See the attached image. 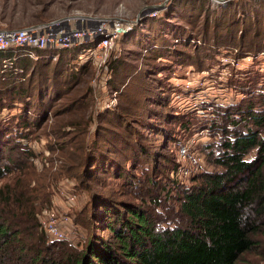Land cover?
Returning <instances> with one entry per match:
<instances>
[{"label":"trees","instance_id":"obj_1","mask_svg":"<svg viewBox=\"0 0 264 264\" xmlns=\"http://www.w3.org/2000/svg\"><path fill=\"white\" fill-rule=\"evenodd\" d=\"M215 19L216 24L209 28L215 45L233 46L230 40L236 36L227 37L224 31L233 24ZM208 20L204 18L205 23ZM160 39L155 46L161 45L165 51L155 58L177 59L174 41L162 34ZM257 42L251 46L254 50L264 43ZM94 46L95 43H90L38 50V60L19 56L14 67L22 69V74L14 69L4 71L3 60L13 53L0 52V264H238L245 253L262 243L258 235H262L264 227V91L255 90L264 76L261 73L246 75L243 81L231 79L233 86L229 92L221 93L225 103L212 112L220 139L209 153L218 168L199 172L190 184L170 175L169 181L162 184L154 177L159 152L154 146L147 150L143 147L142 138L145 140L148 135L139 128L165 133L172 129L173 123L183 125L176 109L182 104L185 107L189 99H182L179 92L174 103L166 105L176 109L173 112L165 109L164 100L169 101L171 88L177 91L175 82L170 81L172 76H167L168 82L158 77L154 82L157 85L146 86V70L132 71L130 75L122 61L111 58L103 66L110 76L109 85L120 95L132 87H140L145 95L131 96L126 106L114 103L117 106L114 110L99 114L96 127L84 140L76 139L74 152L66 153L64 158L61 169L71 173L79 169L73 174L76 179L73 188L92 193L77 216L89 237L79 245L49 236L42 229L39 211L50 201L51 194L37 193L39 176L31 160L37 154L28 141L43 116L34 115L47 107L44 99L51 91H55L54 97L65 95L69 111L93 104L94 90L77 89L80 82L77 79L90 71L87 62L92 60L89 50ZM236 47L250 48L241 44ZM147 51L154 54L155 50ZM214 59L206 68L213 67ZM155 67L164 69L159 64ZM120 69L124 78L111 74ZM249 83L252 87L246 86ZM238 87L242 88L243 100L232 104L230 96ZM32 98L35 102H28ZM15 100L21 102L22 112L17 115L8 111ZM147 101L160 108L147 106ZM154 110L160 115H151ZM73 124L70 121L68 125ZM176 169H171L174 176ZM106 174L122 178L127 193L141 203L100 192V179ZM173 200L177 205L170 207L167 202ZM88 207L91 214L82 215ZM104 229L110 231L113 239L99 233Z\"/></svg>","mask_w":264,"mask_h":264},{"label":"rangeland","instance_id":"obj_2","mask_svg":"<svg viewBox=\"0 0 264 264\" xmlns=\"http://www.w3.org/2000/svg\"><path fill=\"white\" fill-rule=\"evenodd\" d=\"M158 5L163 7L162 11H158L157 14L149 12V9L155 7L148 6ZM193 5L196 6L195 10H191ZM67 16L111 17L124 20L130 27L120 37L117 46L110 50L109 59L112 58L115 62L122 61L130 70V75L132 71L146 70L148 80L146 86L157 85L154 82L158 77L166 82L167 76H172L169 79L172 83L175 82L177 91L171 88L169 101L164 100L165 106L167 103L173 104L179 92L182 99L184 97L189 99L185 107L182 104L177 109L174 108L178 111L183 125L173 123L172 129L166 130L165 133L138 127L142 134L148 135L145 140L142 138L145 142L143 147L147 150L154 146L159 152L155 157L157 172L154 177L157 181L165 184L167 180L169 181L170 175L171 178L178 176L180 180L189 183L199 172L217 169L218 166L213 161L214 157L209 153L210 148L220 139V133L213 123L216 117L212 112L225 103L223 94L228 93L233 86L230 83L231 79L243 81L246 75L264 74V39H262L264 38V0H0V28H20ZM190 17V20L187 19ZM216 17L222 19L219 23L233 24L224 30L227 37L236 36L235 40H230L232 44L234 43L233 46L215 45L214 34L209 33V28L216 24ZM204 18L209 20L205 23ZM161 34L169 41L170 39L174 41V47L178 48L176 52L178 58L174 59L175 62L170 56L155 58L157 53L164 50L161 45L155 46V43L160 42ZM175 36L178 38L173 39ZM257 41L263 43V46H259V50H254L256 48L251 46L254 43L258 44ZM239 44L250 48H237ZM152 48L155 50L154 54L148 53L147 50ZM168 50H172V47ZM212 58H215L212 62L215 64L209 70L206 65ZM193 61L198 65H193ZM87 63H90L91 69L87 74L81 75L79 80L77 79L80 81L77 89L81 88L85 91L89 88L93 89V104L86 109L77 106L69 111L68 106L65 105V95L54 97L55 91H51V95L48 94L47 99H44L47 107L37 112L40 114H33L36 117L43 116V121L28 141L29 146L37 154L31 159L39 176L41 192L37 193L40 196L44 192L51 194L50 201L41 206L39 221L41 223L40 218L43 219L42 212L46 210L45 208L55 210L62 217L60 224H64L68 230L65 240L79 245L86 243L89 236L77 216L92 193L91 190L73 188L76 180L73 174L79 172V169L72 173L61 169L64 158L67 157L66 153L74 152L75 140H84L96 127L99 114L117 107L109 103L126 106L131 96L143 98L145 95L140 87H132L126 90L125 94L120 95V92H116L109 85L110 76L103 67L105 63L102 64L103 66L97 64L95 60ZM158 64L164 66V69L156 68ZM116 73L111 72L114 77H120L124 71L120 69L117 75ZM246 86L252 87L251 83ZM257 87L256 92L264 91V76ZM232 93L233 95L230 96L232 104H238L243 100L241 87L233 89ZM211 96L213 98H210ZM29 101L34 103L35 99H28ZM145 104L155 109L160 108L149 101ZM165 109L174 111L169 106ZM8 111L16 115L20 114L21 102L15 100L10 103ZM150 113L153 116L160 115L156 110ZM70 121L74 124L68 125ZM172 167H177L175 176L171 173ZM100 181L98 187L100 192L106 191L113 196L116 195L118 199L141 203L140 199L127 193L124 180L118 175L112 177L106 174ZM70 194L75 196V201L71 202ZM167 204L170 207L177 205L174 200L168 201ZM90 214L91 207H88L82 215ZM101 232L107 237L106 239H113L109 230H99V233ZM258 238L262 243L251 252L245 253L238 264H264V227L262 235L259 234Z\"/></svg>","mask_w":264,"mask_h":264},{"label":"built area","instance_id":"obj_3","mask_svg":"<svg viewBox=\"0 0 264 264\" xmlns=\"http://www.w3.org/2000/svg\"><path fill=\"white\" fill-rule=\"evenodd\" d=\"M129 27L119 18L67 16L26 28L0 29V52L13 53L3 60L4 71L14 69L22 74V69L14 67V60L19 56L38 60V50L65 49L90 43L95 46L89 50V56L97 64L104 65L110 60V50L117 46ZM69 198L71 202L75 201L74 195L70 194ZM45 209L43 219L40 218L42 229L54 238L65 240L68 230L60 224L62 217L53 209Z\"/></svg>","mask_w":264,"mask_h":264},{"label":"water","instance_id":"obj_4","mask_svg":"<svg viewBox=\"0 0 264 264\" xmlns=\"http://www.w3.org/2000/svg\"><path fill=\"white\" fill-rule=\"evenodd\" d=\"M148 7H149V8H154V7H155V8H161L162 6H159V5H158V6H148Z\"/></svg>","mask_w":264,"mask_h":264}]
</instances>
